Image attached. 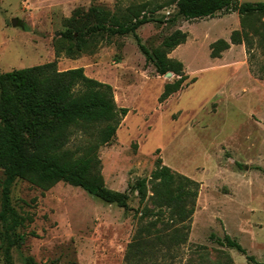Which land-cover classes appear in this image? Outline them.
<instances>
[{"label": "rangeland", "instance_id": "obj_1", "mask_svg": "<svg viewBox=\"0 0 264 264\" xmlns=\"http://www.w3.org/2000/svg\"><path fill=\"white\" fill-rule=\"evenodd\" d=\"M167 1L0 0V74L57 60L59 70L82 67L111 85L117 106L129 109L114 140L98 151L105 186L127 193L129 210L66 183L42 191L19 180L12 203L25 217L17 231L25 243L12 250L14 264L28 256L37 264H126L139 234L148 240V258L136 264H264V16L242 20L236 12H223L186 21ZM143 5L152 22L138 35L150 50L177 29L189 37L168 55L183 63L187 76L168 100L160 97L175 75H157L131 35L99 37L76 59L65 52L56 56L65 19L74 11L102 7L116 14ZM236 31L248 34L249 45L231 44L213 58L212 44L230 43ZM160 159L200 183L190 228L180 232L186 242L174 245L168 238L167 247L153 239L157 232L173 233L170 212L143 215L134 187L150 178ZM226 236L246 253L217 242Z\"/></svg>", "mask_w": 264, "mask_h": 264}, {"label": "trees", "instance_id": "obj_2", "mask_svg": "<svg viewBox=\"0 0 264 264\" xmlns=\"http://www.w3.org/2000/svg\"><path fill=\"white\" fill-rule=\"evenodd\" d=\"M169 5H174L177 15L186 21L214 18L223 12H236L242 20L264 16V2L168 0L165 6ZM145 7H129L116 14L102 7H91L87 12L74 11L69 19H65L66 30L56 43V56L59 58L65 52L67 57L76 59L92 48L91 44L99 37L131 35L157 75H175L176 79L164 86L160 97V102L166 101L182 90L187 80L183 63L168 55L186 43L188 35L177 29L150 50L138 35L142 26L152 22ZM244 41L249 45L248 34L236 31L230 43L219 40L212 44L211 56L219 58L231 44L239 45ZM128 112V108L117 106L111 85L87 76L82 67L59 71L55 60L0 74V169L3 172L0 181V254L5 264H14L12 250L25 243V235L17 232L25 217L12 203V189L19 180L42 191L66 183L82 188L105 203L129 210L130 196L105 186L98 157L101 147L114 140ZM76 141L80 142L79 146ZM134 187L140 205L144 206L143 215L159 218L163 209L171 214L167 226L174 228L173 233L157 232L153 243L167 247L168 238L172 237L174 245L185 243L187 234L182 237L180 232L190 228L200 183L162 165L160 159L150 178L138 180ZM147 203L155 209H149ZM180 225L182 228H175ZM134 242L126 264L148 258L143 250L148 240L141 239L139 234ZM217 242L246 253L229 236ZM24 264L37 263L28 256Z\"/></svg>", "mask_w": 264, "mask_h": 264}, {"label": "crops", "instance_id": "obj_3", "mask_svg": "<svg viewBox=\"0 0 264 264\" xmlns=\"http://www.w3.org/2000/svg\"><path fill=\"white\" fill-rule=\"evenodd\" d=\"M240 2L242 3V0H240ZM220 14H221V13H220ZM220 14H218V15H220ZM218 15H217V16H218ZM214 18H215V17H214ZM214 18H213V19H214ZM205 19H210V18H205ZM188 39H189V37H188ZM186 42H187V41H186ZM184 44H185V43H184ZM182 45H183V44H182ZM180 46H181V45H180ZM180 46H179V47H180ZM179 47H178V48H179ZM233 47H234V45L231 46V49H233ZM178 48H176V51H177ZM79 68H80V67H79ZM73 69H74V68H73ZM68 70H69V69H68ZM59 71H65V70H59ZM172 96H173V95H172ZM172 96H170L169 98H171ZM169 98H168V99H169ZM168 99H167V100H168Z\"/></svg>", "mask_w": 264, "mask_h": 264}, {"label": "water", "instance_id": "obj_4", "mask_svg": "<svg viewBox=\"0 0 264 264\" xmlns=\"http://www.w3.org/2000/svg\"><path fill=\"white\" fill-rule=\"evenodd\" d=\"M12 24L15 26L17 24V20H13ZM171 76H172V73H167L166 74V77H171Z\"/></svg>", "mask_w": 264, "mask_h": 264}]
</instances>
